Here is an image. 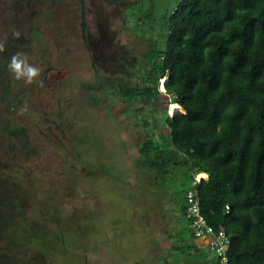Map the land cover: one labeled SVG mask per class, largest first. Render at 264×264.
<instances>
[{"label": "rangeland", "instance_id": "obj_1", "mask_svg": "<svg viewBox=\"0 0 264 264\" xmlns=\"http://www.w3.org/2000/svg\"><path fill=\"white\" fill-rule=\"evenodd\" d=\"M138 1L86 0L87 47L78 0H0V264L213 258L207 247L202 257L170 250L192 241L174 202L186 179L178 171L165 192L153 190L137 161L146 120L167 133L168 76L128 109L119 90L142 82L148 36L163 33L151 19L176 0ZM17 55L34 78L9 67ZM20 127L21 136L8 131Z\"/></svg>", "mask_w": 264, "mask_h": 264}, {"label": "trees", "instance_id": "obj_2", "mask_svg": "<svg viewBox=\"0 0 264 264\" xmlns=\"http://www.w3.org/2000/svg\"><path fill=\"white\" fill-rule=\"evenodd\" d=\"M116 1L128 7L139 2ZM77 7L88 47L86 0H78ZM151 20L149 26L159 24L163 33L158 40L148 36L142 82L121 87L119 95L128 109L161 93L159 81L168 76L162 89L169 94L168 106H177L172 115L171 108L165 111L166 134L145 121L152 133L138 142V164L152 177L148 185L160 192L167 190L170 174L184 175L174 202L186 219L185 192L201 173L196 184L201 211L216 232L222 228L230 238L229 264H264V0H176ZM8 131L16 137L25 133L21 127ZM184 229L191 243L171 241L170 250L202 257L189 219ZM206 247L214 256H205V264H218L215 251Z\"/></svg>", "mask_w": 264, "mask_h": 264}, {"label": "built area", "instance_id": "obj_3", "mask_svg": "<svg viewBox=\"0 0 264 264\" xmlns=\"http://www.w3.org/2000/svg\"><path fill=\"white\" fill-rule=\"evenodd\" d=\"M199 174H196L192 186L185 192L186 199V217L190 221V227L193 230L195 238H208L207 245L215 251L218 264H229L228 247L230 238L226 235L224 229L217 232L214 227L208 223L206 217L201 211L200 198L196 184L200 182ZM226 208H229L226 205Z\"/></svg>", "mask_w": 264, "mask_h": 264}, {"label": "clouds", "instance_id": "obj_4", "mask_svg": "<svg viewBox=\"0 0 264 264\" xmlns=\"http://www.w3.org/2000/svg\"><path fill=\"white\" fill-rule=\"evenodd\" d=\"M9 67L13 70H17L21 76H26L29 79L34 78L38 74V69L26 64L18 55L13 57Z\"/></svg>", "mask_w": 264, "mask_h": 264}, {"label": "crops", "instance_id": "obj_5", "mask_svg": "<svg viewBox=\"0 0 264 264\" xmlns=\"http://www.w3.org/2000/svg\"><path fill=\"white\" fill-rule=\"evenodd\" d=\"M203 178H207V174H206V176H204ZM208 239V238H207ZM195 242H196V244L199 246V247H202V248H204V247H206L207 246V244L205 243L206 242V239L205 238H199V239H195Z\"/></svg>", "mask_w": 264, "mask_h": 264}, {"label": "bare ground", "instance_id": "obj_6", "mask_svg": "<svg viewBox=\"0 0 264 264\" xmlns=\"http://www.w3.org/2000/svg\"><path fill=\"white\" fill-rule=\"evenodd\" d=\"M174 106H177V105H173V106H172V108H171V110H170V113H171V114H173V108H174ZM204 174L206 175V173H204ZM201 176H202V175H201ZM199 178H200V176H199ZM200 179H201V178H200Z\"/></svg>", "mask_w": 264, "mask_h": 264}]
</instances>
